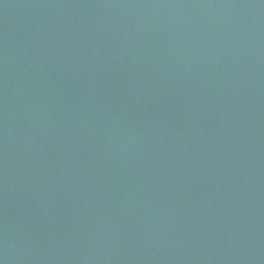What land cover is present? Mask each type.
Wrapping results in <instances>:
<instances>
[{
  "label": "water",
  "instance_id": "95a60500",
  "mask_svg": "<svg viewBox=\"0 0 264 264\" xmlns=\"http://www.w3.org/2000/svg\"><path fill=\"white\" fill-rule=\"evenodd\" d=\"M0 264H264V0H0Z\"/></svg>",
  "mask_w": 264,
  "mask_h": 264
}]
</instances>
